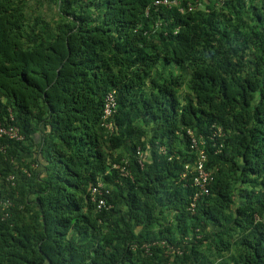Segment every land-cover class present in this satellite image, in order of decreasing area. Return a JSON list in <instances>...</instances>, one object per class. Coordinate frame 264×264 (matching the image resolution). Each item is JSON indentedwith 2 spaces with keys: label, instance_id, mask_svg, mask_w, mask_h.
<instances>
[{
  "label": "trees",
  "instance_id": "trees-1",
  "mask_svg": "<svg viewBox=\"0 0 264 264\" xmlns=\"http://www.w3.org/2000/svg\"><path fill=\"white\" fill-rule=\"evenodd\" d=\"M169 1L0 0V264H264V0Z\"/></svg>",
  "mask_w": 264,
  "mask_h": 264
},
{
  "label": "built area",
  "instance_id": "built-area-1",
  "mask_svg": "<svg viewBox=\"0 0 264 264\" xmlns=\"http://www.w3.org/2000/svg\"><path fill=\"white\" fill-rule=\"evenodd\" d=\"M156 3H162L169 5V0H156ZM189 9H193V6H190ZM117 110V98H116V90H111L107 93L105 97V105H104V118L107 119L115 114ZM14 120L13 116H10L9 119L0 120V152H5L7 150L8 144L2 142L5 139L8 140H17L22 141L24 139V134L21 132L20 128L15 124H12ZM106 127L109 130L114 129L113 122H109L106 124ZM191 141L192 148L198 152V159L196 160V165L194 167V178L193 185L197 188V192L194 195L192 202L189 205V209L194 212L196 208L197 200L203 196L210 193V185L214 181V172L212 170H208L205 167V162L207 161V153L205 149H202V142L195 137L191 132ZM222 146V144H221ZM165 152V149H162ZM146 158L144 153H141L139 156V162L143 165V160ZM37 164H34L33 167H37ZM114 167L120 168L119 164H115ZM189 165L186 166L188 168ZM123 170V169H122ZM124 171V170H123ZM125 172V171H124ZM10 179H13V176H10ZM103 185L99 184L92 188V199L96 202L97 208L102 209L108 206L107 200L101 196L103 194L102 191ZM0 204L4 206L10 207L12 203L10 201H2Z\"/></svg>",
  "mask_w": 264,
  "mask_h": 264
},
{
  "label": "clouds",
  "instance_id": "clouds-1",
  "mask_svg": "<svg viewBox=\"0 0 264 264\" xmlns=\"http://www.w3.org/2000/svg\"><path fill=\"white\" fill-rule=\"evenodd\" d=\"M223 1H227V0H223ZM111 131V130H110ZM114 131V129L111 131V132H113ZM190 132L195 136V137H197L198 138V135H196L195 134V132L192 130V129H188L187 130V133H188V136H189V138H190V145H191V149L196 153V159H195V161L193 162V163H187L186 164V166L187 165H189V167L188 168H186V166H185V173L183 174V177H186V175L188 174V173H190L191 175H193V177H192V184H193V178H194V172H195V169H194V167H195V165H196V160L198 159V152L196 151V150H194V148H192V141H191V134H190ZM199 137H201V138H199V140L202 142V145H201V147H202V149H205L203 146H204V141H203V138H202V135H200ZM221 147H223V146H221ZM220 150V149H219ZM166 151V150H165ZM206 151V150H205ZM207 153V152H206ZM207 161H208V155H207ZM207 161L205 162V167H206V163H207ZM206 169H207V167H206ZM194 186V185H193ZM195 187V186H194ZM197 192V191H196ZM194 198V197H193ZM193 200V199H192ZM199 200V199H198ZM197 200V201H198ZM192 202V201H191ZM190 202V203H191ZM188 208H189V206H188ZM190 210V209H189Z\"/></svg>",
  "mask_w": 264,
  "mask_h": 264
},
{
  "label": "crops",
  "instance_id": "crops-1",
  "mask_svg": "<svg viewBox=\"0 0 264 264\" xmlns=\"http://www.w3.org/2000/svg\"><path fill=\"white\" fill-rule=\"evenodd\" d=\"M41 137H42L41 135H38V136H37V142H40Z\"/></svg>",
  "mask_w": 264,
  "mask_h": 264
},
{
  "label": "rangeland",
  "instance_id": "rangeland-1",
  "mask_svg": "<svg viewBox=\"0 0 264 264\" xmlns=\"http://www.w3.org/2000/svg\"><path fill=\"white\" fill-rule=\"evenodd\" d=\"M187 87V86H186ZM184 88V87H183ZM186 89V88H185ZM179 94L181 95V91L179 92Z\"/></svg>",
  "mask_w": 264,
  "mask_h": 264
}]
</instances>
